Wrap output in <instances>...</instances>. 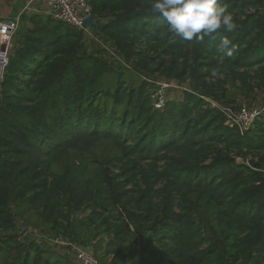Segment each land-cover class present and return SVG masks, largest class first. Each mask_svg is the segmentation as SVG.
<instances>
[{"label": "trees", "instance_id": "trees-1", "mask_svg": "<svg viewBox=\"0 0 264 264\" xmlns=\"http://www.w3.org/2000/svg\"><path fill=\"white\" fill-rule=\"evenodd\" d=\"M88 1L93 33L125 64L51 16L15 34L0 87V264H70L51 241L103 264H264V106L241 132L202 97L254 108L264 0H222L231 56L219 37L170 33L150 0ZM162 81L177 87L158 109Z\"/></svg>", "mask_w": 264, "mask_h": 264}, {"label": "built area", "instance_id": "built-area-1", "mask_svg": "<svg viewBox=\"0 0 264 264\" xmlns=\"http://www.w3.org/2000/svg\"><path fill=\"white\" fill-rule=\"evenodd\" d=\"M3 0H0V3ZM46 5L47 12L55 20L64 21L74 26L79 31H83L87 39L99 41L94 35L91 26L86 20L92 16L91 5L88 0H42ZM20 16L3 20L0 17V87L4 79L6 70L10 63V53L13 47L15 34L20 27ZM100 42V41H99ZM108 49V47L105 46ZM159 89L152 95L156 108L161 109L166 102V90L169 87H177L174 83L159 82ZM207 105L216 108L227 117V123L238 128L241 132L249 130L256 118L261 114L259 109H251L247 105H242L239 109L224 105L217 100L202 96ZM76 264H103L94 255L90 247L73 246Z\"/></svg>", "mask_w": 264, "mask_h": 264}, {"label": "clouds", "instance_id": "clouds-1", "mask_svg": "<svg viewBox=\"0 0 264 264\" xmlns=\"http://www.w3.org/2000/svg\"><path fill=\"white\" fill-rule=\"evenodd\" d=\"M150 14L162 19L170 33L187 42L219 37L221 54H233V41L221 32L236 29L234 17L222 0H150Z\"/></svg>", "mask_w": 264, "mask_h": 264}, {"label": "rangeland", "instance_id": "rangeland-1", "mask_svg": "<svg viewBox=\"0 0 264 264\" xmlns=\"http://www.w3.org/2000/svg\"><path fill=\"white\" fill-rule=\"evenodd\" d=\"M20 25L22 26V24H20ZM20 27H19V30H20ZM94 35H96V37H97L98 34H96L94 32ZM97 38L99 39L100 42L99 41H96L95 39L94 40H92V39H86V43L88 45H90L91 47L92 46H100V47H102V46L105 47L106 46V47H108V49L107 48L106 49H107V53H108L109 58L112 61L125 64V62L123 61V58L120 55H117L114 52V50L110 46H108V44H106L104 42L103 38H101L99 35H98ZM13 42H14V40H13ZM93 48L94 47H92L91 49H93ZM167 93H169V97L170 98L171 97L172 98H175V97L176 98H180L182 96V94L180 92H178V91H175V92L174 91L173 92L171 91V92H167ZM254 95L256 96V100L254 102H252V106L254 107L253 109H260V108H262L264 106V92L255 91L254 92ZM247 100L250 101V99L248 97L242 95L241 98H238V103L248 104L247 102H249V101H247ZM29 231H31V232H29L30 234H32L31 237L36 238L38 241H42V242L47 243L46 242L47 240H44L46 238H42L40 236L38 230L37 231L36 230L35 231L29 230ZM49 243L52 244V245H50L51 247H54L55 249H57L58 251H60L62 254H67L70 257V260H69V263L70 264H76L75 263V254L73 252V249L71 250L70 248H67L66 245L65 244H62V243L61 244H58V247L52 241L49 242ZM53 244H54V246H53Z\"/></svg>", "mask_w": 264, "mask_h": 264}, {"label": "crops", "instance_id": "crops-1", "mask_svg": "<svg viewBox=\"0 0 264 264\" xmlns=\"http://www.w3.org/2000/svg\"><path fill=\"white\" fill-rule=\"evenodd\" d=\"M38 15L46 19L49 17L46 5L42 0H3L0 3V17L11 20L20 16V29L29 27V18Z\"/></svg>", "mask_w": 264, "mask_h": 264}, {"label": "water", "instance_id": "water-1", "mask_svg": "<svg viewBox=\"0 0 264 264\" xmlns=\"http://www.w3.org/2000/svg\"><path fill=\"white\" fill-rule=\"evenodd\" d=\"M86 22H87L88 24L93 25V27L95 26L93 16H90V17L86 20ZM137 262H138V256L134 257V258H133L131 261H129L127 264H137Z\"/></svg>", "mask_w": 264, "mask_h": 264}]
</instances>
